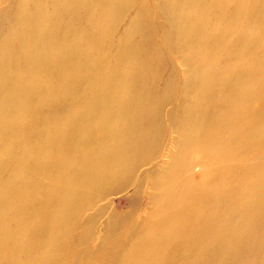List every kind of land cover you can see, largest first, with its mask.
I'll list each match as a JSON object with an SVG mask.
<instances>
[{"label": "bare ground", "instance_id": "obj_1", "mask_svg": "<svg viewBox=\"0 0 264 264\" xmlns=\"http://www.w3.org/2000/svg\"><path fill=\"white\" fill-rule=\"evenodd\" d=\"M4 2L0 264H264V0ZM166 43L189 65L184 151L156 170L159 219L116 212L95 254L83 217L152 142Z\"/></svg>", "mask_w": 264, "mask_h": 264}, {"label": "rangeland", "instance_id": "obj_2", "mask_svg": "<svg viewBox=\"0 0 264 264\" xmlns=\"http://www.w3.org/2000/svg\"><path fill=\"white\" fill-rule=\"evenodd\" d=\"M4 6V0H0V10ZM153 12L155 11L153 10L150 12L151 17H154L155 19L153 20L158 23V19L156 18L158 14L156 13L155 15ZM134 16L135 10L131 11L130 14L128 13V18L123 22L122 26H125ZM165 33L166 31L161 29L157 33L158 39H166ZM170 38L171 37H169V40L171 41ZM179 48L180 49H177L176 47L175 50H172L167 47V43L164 44L163 50L165 55H163V63L161 65L164 67L163 70L166 78H170L171 75L173 76L172 86L174 84V87L172 88L171 86L169 89L172 96L168 97L167 91L165 90L166 87L164 88V84H160V91L157 94L162 102L160 103V110H157L159 113H156V121L152 126V142L150 140L151 143L134 158V162H140L141 165H138L139 168L135 171V174H133V171L130 173L129 179L125 178L124 180L115 181L111 185L102 188V190L100 189L99 192L95 194V205L91 207L83 217L82 223L84 225L91 220L93 221V223H91V229L93 228L94 236L90 240V244L95 254H98L101 238L106 232V228L113 223L115 219L113 215L116 212L121 211V213H124L130 209L129 214L136 216V222H138L136 225L138 228L137 233L141 230L149 229L153 221L159 219V217L151 219L153 209L151 204L152 196H150V194L156 183L159 182V178H157L159 172H156V170H160L159 167L161 168L170 161L171 154L174 153L173 150H175V154H181L182 151H184L183 144H185L183 139L180 144H175L174 142V139L180 136L179 130L181 129L182 133V129L187 126L185 124L186 119L184 118H188L186 114L182 113L180 94L177 92L178 89L180 90L185 76L189 73V65L185 58L184 48L180 46ZM172 89L174 90L172 91ZM35 114L45 117L43 113L36 112ZM175 120L178 121V125L174 124ZM159 164L161 165L158 166ZM260 167H263L262 161L260 162ZM132 174L134 176L132 180H130ZM146 215L148 216L147 218ZM128 222L125 224L127 225ZM83 224L80 226L82 227L80 233L86 234L84 231L86 226L83 227ZM121 228H123V226H120L118 229ZM100 252L101 250L99 253ZM100 259H102V257L96 258L97 261ZM247 262L248 261H246V263Z\"/></svg>", "mask_w": 264, "mask_h": 264}]
</instances>
